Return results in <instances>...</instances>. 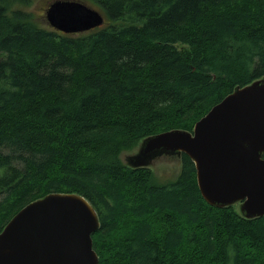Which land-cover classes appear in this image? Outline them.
<instances>
[{"label": "trees", "instance_id": "16d2710c", "mask_svg": "<svg viewBox=\"0 0 264 264\" xmlns=\"http://www.w3.org/2000/svg\"><path fill=\"white\" fill-rule=\"evenodd\" d=\"M80 1L100 28L65 34L35 22L32 0H0V232L75 193L99 222L97 264H264V216L208 205L185 154L166 185L121 160L264 79V0Z\"/></svg>", "mask_w": 264, "mask_h": 264}, {"label": "water", "instance_id": "95a60500", "mask_svg": "<svg viewBox=\"0 0 264 264\" xmlns=\"http://www.w3.org/2000/svg\"><path fill=\"white\" fill-rule=\"evenodd\" d=\"M49 27L65 34L100 27V12L76 0H56L45 12ZM185 154L196 184L210 206L239 204L245 219L264 216V79L236 87L192 132L170 130L146 137L125 158L148 168L162 156ZM99 222L75 193H51L20 209L0 232V264H97L91 236Z\"/></svg>", "mask_w": 264, "mask_h": 264}, {"label": "rangeland", "instance_id": "374dc122", "mask_svg": "<svg viewBox=\"0 0 264 264\" xmlns=\"http://www.w3.org/2000/svg\"><path fill=\"white\" fill-rule=\"evenodd\" d=\"M53 1L54 0H32L30 10L35 16V22L37 24L48 27L47 23L45 22L44 12ZM135 149L129 152L122 153L121 160L124 164H126L125 158L133 154L136 151ZM149 168L153 171L156 183L166 185L169 182L173 181L178 175L180 170V163L178 157L162 156L154 160ZM233 206L237 211H239V204H234Z\"/></svg>", "mask_w": 264, "mask_h": 264}, {"label": "bare ground", "instance_id": "6f19581e", "mask_svg": "<svg viewBox=\"0 0 264 264\" xmlns=\"http://www.w3.org/2000/svg\"><path fill=\"white\" fill-rule=\"evenodd\" d=\"M97 255V254H96ZM97 259H98V257H97Z\"/></svg>", "mask_w": 264, "mask_h": 264}]
</instances>
